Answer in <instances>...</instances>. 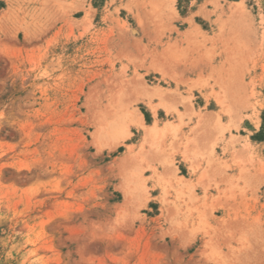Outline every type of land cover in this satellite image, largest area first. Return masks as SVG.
Masks as SVG:
<instances>
[{
    "label": "rangeland",
    "instance_id": "374dc122",
    "mask_svg": "<svg viewBox=\"0 0 264 264\" xmlns=\"http://www.w3.org/2000/svg\"><path fill=\"white\" fill-rule=\"evenodd\" d=\"M0 264H264V0H0Z\"/></svg>",
    "mask_w": 264,
    "mask_h": 264
},
{
    "label": "bare ground",
    "instance_id": "6f19581e",
    "mask_svg": "<svg viewBox=\"0 0 264 264\" xmlns=\"http://www.w3.org/2000/svg\"><path fill=\"white\" fill-rule=\"evenodd\" d=\"M152 130H154L155 128H151Z\"/></svg>",
    "mask_w": 264,
    "mask_h": 264
}]
</instances>
